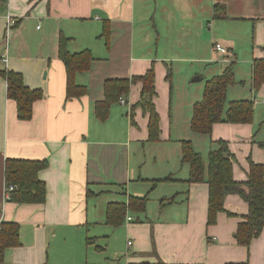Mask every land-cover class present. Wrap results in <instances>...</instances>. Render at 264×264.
<instances>
[{
	"label": "crops",
	"instance_id": "1",
	"mask_svg": "<svg viewBox=\"0 0 264 264\" xmlns=\"http://www.w3.org/2000/svg\"><path fill=\"white\" fill-rule=\"evenodd\" d=\"M216 4L228 17L214 16ZM107 21L109 45L100 37ZM61 34L70 38L71 52L89 48L96 57L91 70L78 76L89 89L84 96L67 97ZM216 42L239 61L236 77L245 84L231 86L238 90L234 99L253 98L264 110V84L255 91L251 83L253 60L264 57V0H0V68L22 72L29 87L43 91L32 118L22 120L0 75V223L17 221L21 238L0 264H264V229L249 246L237 242L238 224L248 211L241 197L228 195L225 211L208 224V184L186 181L189 167L179 153L186 134L174 132L179 126L174 70L191 87L190 127L193 104L204 90L190 85L198 82L191 77L224 70ZM153 64L158 142L148 140V115L140 107L132 110L139 82L127 104L111 107L107 120L95 114L106 79L131 78ZM254 131L252 123L214 125L211 139L228 140L239 180L247 179L249 156L264 163L259 145L264 136L258 139ZM15 157L48 160L39 173L47 185L44 203L6 197L5 162ZM167 176L175 180L152 187L151 179ZM88 188L99 194L88 197ZM145 194L144 212L128 213L119 226L106 223L110 202Z\"/></svg>",
	"mask_w": 264,
	"mask_h": 264
},
{
	"label": "trees",
	"instance_id": "2",
	"mask_svg": "<svg viewBox=\"0 0 264 264\" xmlns=\"http://www.w3.org/2000/svg\"><path fill=\"white\" fill-rule=\"evenodd\" d=\"M216 18H226L228 15L221 4L215 5ZM111 24L105 22L100 37L106 44L111 40ZM70 38L61 34L59 43V57L65 64L67 73V97H81L88 93V86L78 81V76L91 70L96 57L89 48L78 52L69 50ZM0 75L7 79L8 97L17 103L18 117L29 120L33 116L35 101L43 97L41 88H31L24 80V74L8 68H0ZM172 69L168 68L167 78L171 79ZM141 83L138 101L132 106L142 108L148 115V140L158 142L161 139V116L155 97L157 95L156 69L153 64L145 73L131 78L112 77L104 82V98L95 102L96 117L105 121L109 118L111 107L119 103L122 97L131 93L132 86ZM244 85L236 77L235 61L230 62L224 70L207 79L203 96L193 104L190 128L202 135H212L216 123H252L255 115V101L253 98H238L229 100V88L235 84ZM252 87L259 90L264 84V57L254 58L252 66ZM213 146L209 150L208 161L198 152L190 139H182V162L189 166V183L206 182L208 184V224L217 221L218 214L226 209L228 195L241 197L248 205V211L238 224L236 231L237 242L249 246L264 229V163L254 161L249 156L247 179L239 180L234 172V153L228 140H212ZM215 143V144H214ZM264 147V142H259ZM47 159L8 158L5 162L6 186L15 185L9 200L18 203H44L47 198V185L39 176L42 169L48 166ZM171 176L154 178L152 187L161 182L174 181ZM99 193L87 189V196ZM172 199V198H171ZM169 199V200H171ZM149 195H130L128 201H114L107 206L106 223L119 226L124 223L130 212H144L147 208ZM21 245L20 224L17 221H2L0 223V263L4 262L8 248ZM165 264V263H161Z\"/></svg>",
	"mask_w": 264,
	"mask_h": 264
},
{
	"label": "rangeland",
	"instance_id": "3",
	"mask_svg": "<svg viewBox=\"0 0 264 264\" xmlns=\"http://www.w3.org/2000/svg\"><path fill=\"white\" fill-rule=\"evenodd\" d=\"M257 16H263V13H257ZM229 56H230L229 62H225L224 60H221L222 62H219V66L221 68L223 67V69H224L226 65H229L230 62H232V60L235 61V68H236L239 61H237L236 58L232 59L231 53H229ZM223 59H224V57H223ZM173 64H174V67H176L178 63L174 62ZM179 64L186 65L188 63L183 62V63H179ZM242 67L243 68H242L241 72L243 74L246 66H242ZM204 71H206L205 68H204ZM178 72H179L178 70L177 71H176V69L174 70V82H176V84H177L176 86H177V91H178V93H177V103L178 104H177L176 109L178 112V120H179L178 125L179 126H177V128L174 129V132H177L178 134H180L181 132H182V134H186V135H184L185 138H183V139L192 140L196 150L202 154L205 161H208L209 150L213 146V143L211 141L210 136L195 133L189 127V123H188V117L190 116V110H189L190 100L189 99H190L191 95H189L187 97L186 93L188 90H191V87L189 86L188 81L186 84L185 77H183V75H179ZM209 76L211 77L210 74H207V75L203 76V78L198 80V82H194V83L192 82V83H190V85H195V87L197 85H199V86L203 85L204 86L207 79L209 78ZM194 77H191V78H194ZM178 87H179V90H178ZM232 87H230L231 89L229 90L230 92L228 94L229 100L234 99L235 95L237 94V91H238L237 88L235 89ZM160 89H162L161 85H160ZM240 89H242V88H240ZM243 92H244L243 94L245 96H247V94H249V87L244 89ZM179 93H180V95H179ZM193 96L195 97L196 93H194ZM263 114H264V110L261 108V105H255V115H254V121L252 122V125L255 128L254 132H256V134H258V136L256 137L258 139H260L262 136H264V120L262 121V119H261L264 116ZM212 137H213V134H212ZM179 153L182 155L181 150ZM173 158H174L173 164H178V160L176 159L177 158L176 147L173 151ZM185 165L188 166V164H185Z\"/></svg>",
	"mask_w": 264,
	"mask_h": 264
},
{
	"label": "built area",
	"instance_id": "4",
	"mask_svg": "<svg viewBox=\"0 0 264 264\" xmlns=\"http://www.w3.org/2000/svg\"><path fill=\"white\" fill-rule=\"evenodd\" d=\"M15 19L11 18L9 23L10 25H14L15 24ZM214 49L219 51L223 56H224V61L225 62H229L230 59H229V53H230V50L227 46H225L223 43L221 42H216L214 44ZM119 103L120 104H127V100H126V97H122L120 100H119ZM15 189V185L14 184H10L8 187H6V197L7 198H10L11 196V191H13ZM129 220L132 219L131 216L128 217ZM129 243H131V241H129Z\"/></svg>",
	"mask_w": 264,
	"mask_h": 264
},
{
	"label": "water",
	"instance_id": "5",
	"mask_svg": "<svg viewBox=\"0 0 264 264\" xmlns=\"http://www.w3.org/2000/svg\"><path fill=\"white\" fill-rule=\"evenodd\" d=\"M202 77H199V76H196V77H194V79H196V80H200Z\"/></svg>",
	"mask_w": 264,
	"mask_h": 264
}]
</instances>
